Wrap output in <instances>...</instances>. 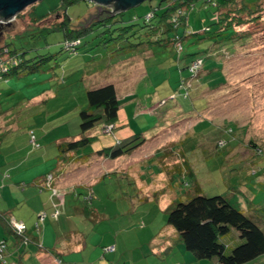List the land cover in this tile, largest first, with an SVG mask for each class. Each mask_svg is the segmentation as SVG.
<instances>
[{
	"label": "rangeland",
	"instance_id": "obj_1",
	"mask_svg": "<svg viewBox=\"0 0 264 264\" xmlns=\"http://www.w3.org/2000/svg\"><path fill=\"white\" fill-rule=\"evenodd\" d=\"M61 1H38L11 21L0 23V45L6 41L11 48L34 46L27 55L49 56L38 71L0 80V241L7 240L0 264H61L64 258L56 257V248L36 238L44 237V219L55 228L61 225L62 232L77 227L78 217L68 222L69 213L64 215V204L58 202V206L56 197L59 189L78 185L76 192L70 191L73 198L69 195L67 200L71 207L83 208L89 222L86 253L97 255L93 244L99 239H104L106 247L98 246L102 260L71 257L67 264H213L187 250L168 223L170 207L195 190L185 165L184 174L170 173L174 180L161 167L164 149L171 148L180 150L190 163L203 194L224 195L233 206L254 214L264 230V22L259 28V24L254 26L259 31L255 46L226 52L223 85L202 91V85L212 87L220 81L217 72L204 74L187 83L190 95L184 97L178 81L190 75L187 63L207 55L202 51L211 40L203 31L214 28L213 5L199 2L190 10L189 29L201 32L204 40L196 36L183 40L182 52L172 46L135 50L129 44L144 42L146 36L132 38V30L126 33L130 42L117 38L118 44H103L100 36H89L74 55L61 51L59 31L29 43L28 38L16 37L62 21L63 10L55 11ZM150 3L157 2L147 0L120 17L131 23L140 16L138 22H142ZM94 7L98 6L90 0L81 1L67 12L72 23H77ZM33 9L37 16H45L40 22L33 20ZM120 33L114 30L106 37L116 38ZM216 63L218 59L206 58L203 71ZM108 83L116 86L120 100L113 126L98 123L84 134L91 137L89 145L73 154L62 152L59 146L65 141L83 136L79 114L88 107V90ZM137 134L147 141L129 154L113 159L98 153ZM33 137L39 148L32 144ZM49 173L52 178L46 186L53 185L51 189L41 191L33 185ZM11 216L33 230L17 231L12 219L11 228L22 239L13 238L2 225ZM16 240H22L18 247ZM226 240L230 242V236ZM247 264H264V255Z\"/></svg>",
	"mask_w": 264,
	"mask_h": 264
},
{
	"label": "trees",
	"instance_id": "obj_2",
	"mask_svg": "<svg viewBox=\"0 0 264 264\" xmlns=\"http://www.w3.org/2000/svg\"><path fill=\"white\" fill-rule=\"evenodd\" d=\"M81 1L88 0H62L61 6L55 10H63L64 18L62 21L51 27L35 29L32 33L27 32L16 37L18 39L28 38V42L33 38L37 40L44 37L45 39L51 32L59 31L62 35L60 40L61 51L74 55L82 47L83 40L87 41L85 38L89 36H100L101 40H104L103 44H107L109 41L118 44L117 38H120L121 42H130L131 36L132 38H141L145 35L146 41H141L138 44L131 42L129 46H135V50L145 46L143 48L145 52L154 47L172 46L182 52L184 50L183 40L194 36L199 41L204 40L200 37L201 32L197 33L189 29L188 15L190 10L199 2L213 5L217 17L214 28L203 31L206 39L211 40V45L202 51L207 55H202L187 63L186 68L190 75L182 77L178 81L179 90L184 94V97L190 95L191 87L187 83L204 74L217 72L215 77H220V81L212 87H209L208 84L202 85V91L223 85L226 82L223 72L225 65L223 57L226 52L232 54L238 50L241 51L240 48L243 50L252 44L255 46L254 43L257 42L255 40L259 31L254 26L264 22V5L261 4L264 1L249 3L246 0H156V4L150 3V11L142 16V22H138L140 16H135L131 23H127L123 17H120L123 12L112 15L105 11L98 19L84 26L74 27L67 9ZM44 17L37 16L33 9L32 18L34 21L40 22ZM257 26L259 28L262 25ZM114 30L121 32L119 37L115 38L113 35L110 38L106 37L108 32L112 33ZM130 30L132 32L128 37L126 33ZM10 44L5 41L3 45H0V80L2 81L38 71L42 60L49 57L46 55L43 59H38L39 55L37 54L27 55L35 49L34 46L26 47L23 45L11 48ZM126 48L127 45L121 49ZM211 57L218 59V63L208 71H203L205 59ZM194 65L196 66L194 67ZM87 100L88 107L79 114L80 131L83 136L78 139L67 140L64 145L59 146L64 153L73 154V152L89 145L91 137L84 135L87 131L94 128L98 123L113 126L112 123L118 118L120 100L114 84L108 83L88 90ZM157 106L154 104V107ZM146 141L147 139L142 134H137L127 139H121L115 147L102 149L98 153L116 159L137 150ZM178 151L180 152V150L174 151L171 148L166 152L164 149V155L160 157L159 163L167 171L170 180H174L170 173L174 176L177 173L181 175L185 172H189L193 179L189 183H191L190 187H195L194 193L190 192L185 199H179L176 205L170 207L168 216V223L180 235L186 249L191 251L197 259L212 260L213 264H247L263 256L264 230L259 222L254 219V214L252 216L250 212L233 206L224 195L207 196L203 194L198 180L194 177L195 173L190 163ZM184 165L186 167L185 172ZM5 219L4 224L7 226V232L14 234L15 238L22 239L17 231L11 228L12 224L9 217H5ZM229 236L230 242L226 240V237ZM2 242L6 246V240L4 239Z\"/></svg>",
	"mask_w": 264,
	"mask_h": 264
},
{
	"label": "crops",
	"instance_id": "obj_3",
	"mask_svg": "<svg viewBox=\"0 0 264 264\" xmlns=\"http://www.w3.org/2000/svg\"><path fill=\"white\" fill-rule=\"evenodd\" d=\"M118 158H116V159H118ZM99 159L100 160L101 159H104V157L102 156ZM63 173H64V170H63ZM50 174L51 173L47 174L46 176H43V178H41V179L35 180V182L33 183V185H35L38 188H40L41 191H43L45 189L46 190L51 189L53 185L46 186V183H47L46 180H48V175H50ZM54 177L56 178L55 175H54ZM54 186L56 187V185H54ZM80 187L81 186L78 185V186H76L74 188H70V186H69V187H64L63 190L62 189H59L58 192H57L58 197H56L57 204H58V202L64 204V208H63L64 215L66 214V212L69 213L68 214V217L66 218V220L68 222H70V220L74 219L75 217H78L75 220L77 227H74V230H67V231L66 230H63V232H62L60 223H58V225H60L59 228H55L54 226H56V225H54L52 223H49L48 224V222H46V219H45L44 220V223H43V226H44V232H43L44 233V237L42 238V240H41L40 237L39 238H36V240H37L38 243H42V245L48 244L51 247L53 245V247L56 248V250L58 251L56 257H59L58 259H60V257L65 259V261H64V259L61 260V262H60L61 264H67V263H69L68 261H71L72 258H73V260H77L78 259L79 261H81V259L83 261H86V260L92 261L93 260V256H94V259L95 260H102L101 256L103 255V253H102V251H99L98 250L99 249L98 246L104 244V239H99L96 242L98 244H93V246H95L93 250H94V252H97V255H94V253L93 254H91V253L90 254H87L86 253L87 249L89 248V245H87V240H88L87 235L89 233L88 232L89 231V225H88L89 222L84 217L86 215H85L84 212H82V209L83 208H81L80 206H77V205H74L73 207H71V204H69L70 202L67 200V196H69V195L71 196V198H73L72 197L73 195H71L72 192H70V191L76 192V190H78ZM68 191H69V193H68ZM30 194H34V190H32L30 192ZM71 198H70V200H71ZM53 205L54 206H57L55 203H53ZM59 205L60 204H58V206ZM49 208L52 209L53 207L50 206ZM40 209H42V208H40ZM48 209H46V210L49 213L51 211V209L50 210H48ZM70 210H73V211H70ZM91 211L93 213H95V210L91 209ZM13 217L14 216H11L9 218L10 219V222H11L12 219H14L13 221H15V222L16 221L19 222L17 218H15V217L13 218ZM70 218H72V219H70ZM52 221H54V219ZM20 222H22V221H20ZM22 223H24L26 225L27 229H29V228L32 227V226L31 227H28V225H27L26 222H22ZM2 225H4L3 226V229L5 230V232H7V226H5V224H2ZM29 231H30V229H29ZM62 236H63V239L64 240H62ZM13 238H15V236H13ZM2 239H4V238H2ZM2 241H0V242H2ZM19 242H22V241L16 240L14 246L15 247H18L19 246ZM55 243H60V244H55ZM103 246H105V245H103ZM162 249H163V247H162ZM90 250H92V247H91ZM103 257H106V256H103ZM72 263L74 264L76 262H72ZM80 263L81 262H78L77 264H80Z\"/></svg>",
	"mask_w": 264,
	"mask_h": 264
},
{
	"label": "water",
	"instance_id": "obj_4",
	"mask_svg": "<svg viewBox=\"0 0 264 264\" xmlns=\"http://www.w3.org/2000/svg\"><path fill=\"white\" fill-rule=\"evenodd\" d=\"M41 0H0V21L9 22L21 13L25 8L34 5ZM96 6L90 9V14H87L77 23H72L74 27L84 26L93 20L98 19L105 11L110 14H117L126 10H131L143 4L147 0H90ZM102 8H108L102 10Z\"/></svg>",
	"mask_w": 264,
	"mask_h": 264
},
{
	"label": "built area",
	"instance_id": "obj_5",
	"mask_svg": "<svg viewBox=\"0 0 264 264\" xmlns=\"http://www.w3.org/2000/svg\"><path fill=\"white\" fill-rule=\"evenodd\" d=\"M6 22H7V21H6ZM0 23L3 24V23H5V22H1V21H0ZM109 129H110V127H109ZM32 144H33L36 148H39V147H40V145L36 142V140H35L34 137L32 138ZM51 178H52V176H51V175H48V180L51 179ZM44 220H45V219H44ZM44 220H43V221H44ZM14 223H15V225H16V227H17V228H16L17 231H19V232H25V231H27L26 225H25L24 223H22V222H17V221H16V222L14 221ZM4 248H5V244H4L3 242H1V243H0V253L4 251Z\"/></svg>",
	"mask_w": 264,
	"mask_h": 264
}]
</instances>
